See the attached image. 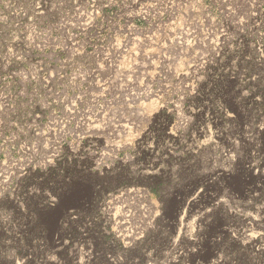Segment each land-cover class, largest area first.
<instances>
[{
	"label": "rangeland",
	"instance_id": "1",
	"mask_svg": "<svg viewBox=\"0 0 264 264\" xmlns=\"http://www.w3.org/2000/svg\"><path fill=\"white\" fill-rule=\"evenodd\" d=\"M0 264H264V0H0Z\"/></svg>",
	"mask_w": 264,
	"mask_h": 264
}]
</instances>
